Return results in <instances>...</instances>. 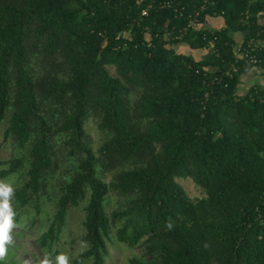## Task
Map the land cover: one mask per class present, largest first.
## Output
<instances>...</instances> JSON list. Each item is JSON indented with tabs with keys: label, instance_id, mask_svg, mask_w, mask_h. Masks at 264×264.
I'll list each match as a JSON object with an SVG mask.
<instances>
[{
	"label": "trees",
	"instance_id": "1",
	"mask_svg": "<svg viewBox=\"0 0 264 264\" xmlns=\"http://www.w3.org/2000/svg\"><path fill=\"white\" fill-rule=\"evenodd\" d=\"M161 1L0 0V131L13 148L0 178L25 170L10 203L40 210L66 164L39 245L60 254L69 210L86 202L85 249L68 264H105L113 232L145 249L128 264H264V91L239 93L264 47L256 63L238 58L232 34L264 42V0H210L201 19L219 29L168 41L202 0Z\"/></svg>",
	"mask_w": 264,
	"mask_h": 264
},
{
	"label": "rangeland",
	"instance_id": "2",
	"mask_svg": "<svg viewBox=\"0 0 264 264\" xmlns=\"http://www.w3.org/2000/svg\"><path fill=\"white\" fill-rule=\"evenodd\" d=\"M184 50L188 52V50ZM210 53L211 51L202 52L198 57L205 58L210 56ZM110 71L114 74V67H110ZM86 126L92 136L93 146L96 148L103 140V133L93 119L88 121ZM3 138V132L0 131V162L8 160L13 156L12 145L7 141L4 142ZM65 165H62V169L60 168L59 172L50 178L42 198H45V200L40 210L32 207L31 204L30 206L28 205L29 207L21 208L16 203H10L12 210H15L13 217L15 227L10 232L12 242L6 246L7 255L3 261H0V264H42L45 259L49 260L50 264H56V258L61 254L68 258L69 263L85 249L81 237L84 233L82 222L85 216L83 207L86 202L69 210L66 228L61 233V241L59 243L60 254H56L55 251L49 252L39 245V238L46 230L49 218L56 210V187H58L60 181L63 179V174L66 171ZM27 180L28 176L25 170L0 178V182L11 185L13 189L22 186ZM104 180L109 182L111 175L107 174ZM177 180L191 198L195 199L205 196L201 187L191 178H178ZM117 203V197L114 193H110L106 207L110 215L117 207ZM112 237L113 240L108 241L109 255L106 257L105 264H128L131 257L140 256L145 250L141 245L131 248L118 242L115 232L112 233ZM87 262L84 264H91Z\"/></svg>",
	"mask_w": 264,
	"mask_h": 264
},
{
	"label": "built area",
	"instance_id": "3",
	"mask_svg": "<svg viewBox=\"0 0 264 264\" xmlns=\"http://www.w3.org/2000/svg\"><path fill=\"white\" fill-rule=\"evenodd\" d=\"M182 0H162L161 5L162 7L171 8L174 7L175 11H181L183 8H181ZM214 2L210 3V0H202V3L199 5L200 7L198 9H194L192 13L189 14V18L187 20V23L180 29H178V33H175L174 31L168 30L163 34V38L165 40H170L173 35L176 38L183 37L187 32L189 31H198L201 29H209V30H216L219 29L217 25L215 26L213 23H211V20L219 19V17H211L207 16L205 21H202V11H205V9L208 8L209 4H213ZM143 14H148V9L143 10ZM157 36H160L159 33H157ZM264 47V42L262 43H256L255 40H251L247 47L243 48L241 45H235L236 55L238 58H246L247 61L256 63L259 61V58L257 57L256 53L260 49ZM237 70V67H234V71ZM230 75H232L230 73Z\"/></svg>",
	"mask_w": 264,
	"mask_h": 264
},
{
	"label": "clouds",
	"instance_id": "4",
	"mask_svg": "<svg viewBox=\"0 0 264 264\" xmlns=\"http://www.w3.org/2000/svg\"><path fill=\"white\" fill-rule=\"evenodd\" d=\"M13 194L14 189L11 185L0 182V261L7 255L6 246L12 242L10 232L15 227L10 204ZM42 264H50V261L45 259ZM56 264H68V258L61 254L56 258Z\"/></svg>",
	"mask_w": 264,
	"mask_h": 264
},
{
	"label": "crops",
	"instance_id": "5",
	"mask_svg": "<svg viewBox=\"0 0 264 264\" xmlns=\"http://www.w3.org/2000/svg\"><path fill=\"white\" fill-rule=\"evenodd\" d=\"M260 21L261 23H264V12L260 14ZM211 23H213L215 26L217 25L218 27H220L223 24V21L216 19L211 20ZM232 34L237 44L241 45L244 40V35L239 32ZM183 48L186 50H190L187 46H183ZM201 53L202 52L198 51L197 55ZM253 86H258L264 91V68L258 66L244 73L240 78L239 93L245 94Z\"/></svg>",
	"mask_w": 264,
	"mask_h": 264
}]
</instances>
